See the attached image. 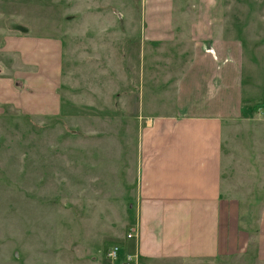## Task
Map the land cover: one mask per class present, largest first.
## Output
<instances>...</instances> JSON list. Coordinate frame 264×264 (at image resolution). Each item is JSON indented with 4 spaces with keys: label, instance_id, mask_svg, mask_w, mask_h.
<instances>
[{
    "label": "crops",
    "instance_id": "0c3cea01",
    "mask_svg": "<svg viewBox=\"0 0 264 264\" xmlns=\"http://www.w3.org/2000/svg\"><path fill=\"white\" fill-rule=\"evenodd\" d=\"M141 1L140 39L126 35L128 27L119 24L131 9L113 16L119 50L132 55L130 68L138 70L139 83L130 82L140 89L145 119L140 188L130 223L137 234L121 238L124 258L135 255L138 264H264V76L258 71L264 43L232 37L225 0ZM93 16L81 19L84 28L92 19L93 31L98 26L111 31L109 19L103 17L102 24L101 15ZM2 43V55L9 54V62L17 56L19 67L0 63V104L27 114H57L62 41L23 32L4 36ZM145 99L151 102L146 113ZM254 117L260 121L254 128L257 189L251 203L252 193L230 184L224 145L237 123ZM83 259L79 264L115 263L104 253L101 259Z\"/></svg>",
    "mask_w": 264,
    "mask_h": 264
},
{
    "label": "rangeland",
    "instance_id": "374dc122",
    "mask_svg": "<svg viewBox=\"0 0 264 264\" xmlns=\"http://www.w3.org/2000/svg\"><path fill=\"white\" fill-rule=\"evenodd\" d=\"M225 3L232 37L263 44L264 0ZM127 9L130 13L119 24L128 27L126 35L136 41L144 14L141 0H0V45L4 36L23 32L55 36L64 44L57 114H27L0 104V264H79L83 257L101 259L104 244L121 241L132 228L145 119L135 85L138 70L130 68L132 55L120 52L121 42L113 32L114 14H126ZM93 15H101L102 24L107 23L103 17L109 19L111 31H100L99 26L93 31ZM90 17L88 29L84 28ZM2 54L6 53L0 52V63L8 68L19 61L15 56L9 62V54ZM263 68L264 63L258 62L264 76ZM167 94L172 95L170 88ZM150 103L145 99V113ZM258 121L254 117L237 123L224 145L231 160L225 166L230 184L252 193L251 203L257 189L254 128ZM124 254L120 250L114 264H123Z\"/></svg>",
    "mask_w": 264,
    "mask_h": 264
},
{
    "label": "built area",
    "instance_id": "2783aa9c",
    "mask_svg": "<svg viewBox=\"0 0 264 264\" xmlns=\"http://www.w3.org/2000/svg\"><path fill=\"white\" fill-rule=\"evenodd\" d=\"M137 234L136 228L132 227L131 230L126 234V239L135 238ZM121 250V246L118 244H114L108 248L106 253V258L111 262H115L118 258L119 251ZM123 264H138V259L135 255L128 254L125 256Z\"/></svg>",
    "mask_w": 264,
    "mask_h": 264
},
{
    "label": "trees",
    "instance_id": "16d2710c",
    "mask_svg": "<svg viewBox=\"0 0 264 264\" xmlns=\"http://www.w3.org/2000/svg\"><path fill=\"white\" fill-rule=\"evenodd\" d=\"M114 244H118V245H122V243L120 241H114L113 243L111 242H107L104 244V247H103V253L106 254L107 253V250L108 248L111 246V245H114Z\"/></svg>",
    "mask_w": 264,
    "mask_h": 264
}]
</instances>
